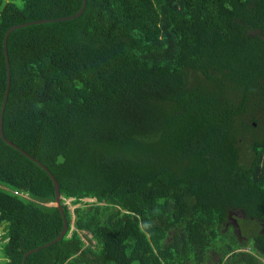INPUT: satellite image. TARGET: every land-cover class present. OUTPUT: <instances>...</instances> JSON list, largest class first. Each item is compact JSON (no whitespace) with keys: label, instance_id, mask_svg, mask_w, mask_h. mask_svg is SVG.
I'll return each instance as SVG.
<instances>
[{"label":"trees","instance_id":"1","mask_svg":"<svg viewBox=\"0 0 264 264\" xmlns=\"http://www.w3.org/2000/svg\"><path fill=\"white\" fill-rule=\"evenodd\" d=\"M20 1L0 107L5 31L81 6ZM6 56L2 135L67 223L23 264H264V0H85ZM53 201L0 140V264L58 235Z\"/></svg>","mask_w":264,"mask_h":264},{"label":"water","instance_id":"2","mask_svg":"<svg viewBox=\"0 0 264 264\" xmlns=\"http://www.w3.org/2000/svg\"><path fill=\"white\" fill-rule=\"evenodd\" d=\"M84 6H85V0H81V6L79 8V10L71 15V16H68V17H62V18H57V19H47V20H38V21H32V22H26V23H22V24H17V25H13L11 27H9L3 37H2V52H3V57H4V61H5V76H6V84H5V89H4V93H3V98H2V103H1V107H0V140L10 146L11 148L17 150L22 156L26 157L28 160H30L31 162H33L35 165H37L49 178L51 184H52V188H53V196H54V201L52 204H49L50 206H53V207H56L57 210L59 211V214L61 216V221H62V227H61V230L60 232L58 233V235L53 239L51 240L50 242L40 246L39 248H35V249H32L30 251H27L23 254V257H22V263L23 264V260L24 258L33 253V252H36L37 250H39L40 248H44L50 244H53L59 240L62 239L63 235L65 234L66 232V229H67V223H66V220H65V217H64V214H63V209H62V206H61V197L59 195V191H58V184L57 182L55 181V179L53 178V176L50 174V172L42 165L40 164L39 162H37L35 159L31 158L30 156H28L26 153H24L23 151H21L20 149H18L15 145H13L12 143H10L8 140H6L3 135H2V130H1V120H2V113H3V108H4V104H5V100H6V96H7V91H8V84H9V68H8V61H7V56H6V39L8 37V35L13 31V30H16L18 28H22V27H25V26H29V25H32V24H43V23H48V22H53V21H64V20H68V19H72V18H76L78 17L83 9H84Z\"/></svg>","mask_w":264,"mask_h":264},{"label":"rangeland","instance_id":"3","mask_svg":"<svg viewBox=\"0 0 264 264\" xmlns=\"http://www.w3.org/2000/svg\"><path fill=\"white\" fill-rule=\"evenodd\" d=\"M6 2H12V3L16 4L18 7H21L22 6V3H21L20 0H2V4L3 3H6ZM92 202H94L93 199H83V200H81V203L82 204L83 203L84 204H86V203H92ZM64 204L67 206V208H68V210H69V212L71 214V220H72V218H73L72 210H73V208L79 206L80 204L79 205L72 206V205H70V200L64 201ZM241 218H242V216L240 214H234L229 219V222L228 223H229V225H231V226L234 227L235 226V223L233 222V219L236 220V219H241ZM3 230H4L3 225H0V233H2ZM245 236H247V235L246 234H243V236L240 237V238H241L242 241L247 242L246 241L247 239L245 238ZM85 243H86V240H85ZM242 251H245V252H248L249 251L248 244L245 245V247L242 249ZM211 259H212V262L215 263L217 261V256L211 255ZM259 260L262 261V259H259ZM207 264H209V263H207Z\"/></svg>","mask_w":264,"mask_h":264},{"label":"flooded vegetation","instance_id":"4","mask_svg":"<svg viewBox=\"0 0 264 264\" xmlns=\"http://www.w3.org/2000/svg\"><path fill=\"white\" fill-rule=\"evenodd\" d=\"M233 222L235 223V226L233 227V226H231L230 225V227H233L234 228V230L236 229V227H237V224H236V221L233 219ZM229 225V223H227V226ZM226 225H225V227H227ZM236 231H237V235H239V232H238V230L236 229Z\"/></svg>","mask_w":264,"mask_h":264},{"label":"built area","instance_id":"5","mask_svg":"<svg viewBox=\"0 0 264 264\" xmlns=\"http://www.w3.org/2000/svg\"><path fill=\"white\" fill-rule=\"evenodd\" d=\"M16 194V193H15ZM2 233H0V236H1Z\"/></svg>","mask_w":264,"mask_h":264},{"label":"clouds","instance_id":"6","mask_svg":"<svg viewBox=\"0 0 264 264\" xmlns=\"http://www.w3.org/2000/svg\"><path fill=\"white\" fill-rule=\"evenodd\" d=\"M83 200V199H82ZM66 201V200H65Z\"/></svg>","mask_w":264,"mask_h":264}]
</instances>
